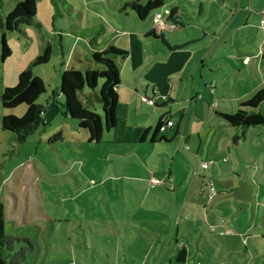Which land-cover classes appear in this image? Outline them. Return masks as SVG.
<instances>
[{
    "label": "rangeland",
    "instance_id": "rangeland-1",
    "mask_svg": "<svg viewBox=\"0 0 264 264\" xmlns=\"http://www.w3.org/2000/svg\"><path fill=\"white\" fill-rule=\"evenodd\" d=\"M22 1L0 0V17L5 19ZM133 1L37 0L33 24L23 27L26 35L6 33L11 50L6 60L2 57L4 32L0 28V96L6 88L17 86L19 75L44 54L47 46L52 49L50 62L34 70V75L46 84V92L38 103L47 111L39 129L25 142H19L15 133L4 131L2 119L9 115L23 117L27 106L6 109L0 101V203L5 212V232L29 238L33 244L34 251L23 264H141V251L146 252L147 247L138 232L139 216L124 208V198L131 207V201L137 199L131 195L134 189L148 187L151 173L166 176L177 156L175 171L180 169L182 180L189 176L187 187L193 189L194 199L206 207L202 208L203 215L212 211L216 201L225 199L221 209L213 213L202 256L192 255L191 264H264V126L251 127L243 136L244 129L235 128L220 117L235 114L241 103L264 88V67L258 80L252 67L242 69L237 59L225 62L217 74L201 67L193 80L189 77L182 85H178L177 79L171 82L164 79L161 84L166 95H163L158 91L159 81L154 84L143 79V72L156 77L159 75L151 72L160 70L153 69L152 63L146 65L139 73L144 86L137 84L142 95L138 108L158 112L151 103L156 100L160 105L166 103L165 111L183 109L182 128L186 137L180 142H159L153 146L149 142L145 152L131 153L133 147L114 143L113 133L108 131L102 143H90L88 131L80 128L77 120L59 113L51 101L53 92L61 86L63 72L76 69L84 73L99 67L93 60V46L108 43L125 50L124 37L118 32L132 33L154 25L156 12L145 21L140 20L127 5ZM238 1L164 0V7L157 12L165 18L168 8L178 6L187 12L186 28L205 27L211 47L224 28L234 30L245 18H235L231 12H236ZM255 4L260 5L258 1ZM261 19L252 22L259 25ZM170 32L173 31H166ZM141 37L152 46L157 44L153 38ZM242 37L244 45L257 54L263 41L262 31L244 25ZM158 43L166 48L161 40ZM230 43L237 47V40ZM236 51L239 54L238 48ZM115 63L121 71L122 65ZM200 70L203 78L199 76ZM123 80L126 82V78ZM154 86L158 87L155 93ZM172 86L175 93L170 97ZM143 88H147L146 96ZM134 108L131 106V111ZM96 111L102 114L100 105ZM258 111L264 113V103ZM173 119L177 121L179 117ZM235 138L239 140L235 142ZM135 157L142 159L134 161ZM204 163L209 164V169L202 168ZM196 175L205 180L195 182ZM209 184L218 193L213 199L201 193ZM161 189L162 194L166 192ZM170 201L171 198L169 201L158 198L159 206L165 207ZM144 212L147 213V207ZM213 224L219 225L225 234L213 233ZM227 229H232L233 234H227ZM160 230L163 248L171 230L164 227ZM22 245L30 247L28 243ZM165 261L167 254L163 257Z\"/></svg>",
    "mask_w": 264,
    "mask_h": 264
},
{
    "label": "crops",
    "instance_id": "crops-1",
    "mask_svg": "<svg viewBox=\"0 0 264 264\" xmlns=\"http://www.w3.org/2000/svg\"><path fill=\"white\" fill-rule=\"evenodd\" d=\"M256 1H258L260 5L256 6ZM176 8L179 12L178 15L181 17L179 22L183 24L184 27L180 28L182 31L178 33H175L174 31L168 34L165 33V38L168 44L174 48L173 50L165 44L166 48L161 47L158 43L159 39L147 36L150 32H152V30H154V25L149 28L146 27V29L140 28L136 30V32L132 33H127L126 30L122 33L118 32L119 35L124 37V49L128 51V56L125 59L118 58L116 60L119 62L118 65H122V69L120 71L122 83L118 88V94L120 101L128 107L127 122L130 126L155 128L161 121L164 122L168 118H171L173 121H175L173 117L176 116H178L179 119L182 118V121L184 119L183 109L177 111H165V107L167 106L166 103H162L161 105L159 104L160 107L156 108L159 110L158 112L144 111V109L141 110L138 108L140 101L139 98H141L142 95L137 84L139 82V84L142 85L141 87L144 86V81L139 76V73L146 65L152 63L153 69L160 70L158 72H151L159 75L156 77L153 75L147 76L143 72V79L154 84L157 83L156 80L159 81L160 88L154 86L153 92L155 93L156 88H158V91L163 95H166L165 88L161 84L164 82V79L167 81L177 79L178 85H182L186 79H189V77L193 80L199 68H208L212 73L214 72L213 74H217L218 72H221L219 70L225 62L234 61L233 59L241 61V66L244 70L252 67L256 80L259 79L260 71H263L262 68L264 67V58L262 53L264 48V19L261 18L264 16V0H239L236 3V12H231L235 14V18H239L240 16L245 18L242 19L237 27H234V30H231L228 26L224 28L222 30L224 31L223 34L220 35L221 37L215 40V42H218H214L211 47L208 46V33L204 30L205 27H194L195 29L193 30L191 27L186 28V24L189 19L187 12L181 11L178 6H176ZM203 10L204 6L201 4V16L203 15ZM192 14L194 15L195 13L193 12ZM258 18L261 19L259 25L253 24L252 21L254 20L255 23H257L256 21ZM244 25L247 28L257 29L259 32L262 31L263 41L261 46H259L260 49L257 54L254 52L253 48L249 45H244L243 43L242 30L244 29ZM201 31L204 32V35H201ZM236 31H238V33H235ZM142 35L147 38H153L157 44L152 46L145 42V40L141 37ZM247 37V40L250 41V37L248 35ZM257 37L260 38L261 36L258 35ZM232 39L234 41L237 40V47H234V43H230ZM203 40L204 43H202ZM222 41H224V44L220 45ZM107 46H109L108 43H106L103 47L100 45L93 46V50H103ZM178 46L184 47L177 49L176 47ZM237 48L239 54H236ZM245 50L246 52H243ZM239 66L240 65H235L234 67L236 68ZM246 75L248 77L250 76L248 73H246ZM199 76L202 78L204 77L202 70H200ZM123 78H126V82H124ZM146 89L144 92L145 96L147 95ZM177 89L178 93L179 86ZM174 93V86H172L169 90L170 97H172ZM190 94H192V92H190L189 87V95ZM131 106L135 107L134 111H131ZM176 123L178 122L176 121ZM182 127L183 125L181 124L180 136L173 142L178 140L180 142L182 139H185V129ZM166 136L169 137L170 135L166 134ZM187 139H189V137ZM189 141H192V137ZM148 143L149 141L142 144H121L133 147V149L129 150L131 153H138L140 150V152H145ZM157 143L159 142L152 143L151 145L153 146ZM186 147L189 148L190 146L187 145ZM189 149L191 150V148ZM175 158H173L171 162V169L166 176H158V172H155L154 174L151 173L154 178H158L161 181V184L156 185L153 184L152 181L150 183L149 180H147V182L150 183L148 187H144L143 185L141 188H135V192H132L131 195L132 197H137V199L135 202L134 200L131 201V207H129L128 199L124 198V208L126 207L127 210L131 209L130 213L135 216H139V219L137 220V222H139L137 226L138 232L141 236V240L143 242L142 244L147 247L146 252L141 251L143 254L141 264H191L192 255L201 257L204 252L203 245L207 239V228L210 229L211 227L210 223L212 216H214L213 213H217V211H219L221 206L225 203V199H219L215 202L212 211H207V215H203V203L194 199L193 189L187 187L186 183L189 176L182 180L180 169L179 171H175ZM137 159L141 160L142 158L135 157L134 161ZM133 179L138 181L140 178ZM141 179L142 182L145 183L143 181L145 179ZM179 179H181L182 182H180ZM204 180L205 179L202 176H195V182L202 183ZM162 187L166 189V192L163 193L164 195L162 194ZM157 188H159V190H157ZM151 196H154L155 198L151 199ZM169 197L171 198L170 204L165 207L159 206L158 198H163L166 201H169ZM146 207L147 213L144 212V208ZM205 209L206 207H204V210ZM173 222L176 223V227ZM218 226L219 225H212L213 228H217L219 231L224 232L221 228H218ZM155 227H157L158 230H156ZM162 227H164L167 231L171 230L169 236H166L169 239L166 240V244H164L163 248H161L163 240L162 230H160ZM213 233L220 234L219 232ZM226 233L232 235L233 231L232 229H227ZM165 254L168 255V261L163 262Z\"/></svg>",
    "mask_w": 264,
    "mask_h": 264
},
{
    "label": "trees",
    "instance_id": "trees-1",
    "mask_svg": "<svg viewBox=\"0 0 264 264\" xmlns=\"http://www.w3.org/2000/svg\"><path fill=\"white\" fill-rule=\"evenodd\" d=\"M138 15L140 20H146L152 12L164 7V0H134L127 4ZM173 16L178 17L176 6H171ZM37 14V0H23L5 19L0 17V28L4 32L2 40V57L6 60L11 56V50L7 44L6 33H24V25H32ZM183 28V24H180ZM26 35V32L24 33ZM147 36L161 40L172 48L165 33L157 34L154 30ZM184 46H178L181 49ZM93 60L98 68H89L82 73L71 69L61 75V86L52 94V103L58 112L65 117H70L79 122V127L88 131L90 143H102L105 131L113 133V142L142 144L145 142H173L180 136L182 118L174 121V126L165 132L160 130L161 121L155 128L133 127L128 125V107L120 101L118 88L122 80L115 61L118 58L125 59L128 52L113 45L103 50H95L92 53ZM262 56L264 58V48ZM52 57L51 46H47L42 56L30 63L28 68L19 75L18 84L14 88H6L0 96L1 104L6 109H15L22 105L27 106L23 117L14 115L5 116L2 119V129L17 135L19 142H25L40 127L47 109L38 103L46 92L45 81L34 75V70L47 65ZM264 103V88L250 100L240 104L235 114H220L229 125L246 130L251 127L264 126V113L259 112V107ZM97 105L101 106L102 114L96 111ZM159 108V105L155 106ZM169 134L170 136H166ZM159 138V139H158ZM239 138H235L237 142ZM5 212L0 203V264H23L28 254L34 251V246L29 238H21L5 232ZM22 243L30 244L24 247ZM21 245V246H20ZM20 246V247H19Z\"/></svg>",
    "mask_w": 264,
    "mask_h": 264
},
{
    "label": "built area",
    "instance_id": "built-area-1",
    "mask_svg": "<svg viewBox=\"0 0 264 264\" xmlns=\"http://www.w3.org/2000/svg\"><path fill=\"white\" fill-rule=\"evenodd\" d=\"M172 16V10L170 8H168L166 11H165V18L162 14H159V13H156L154 15V31L157 33V34H162V33H166L167 30H177L178 28H180V22L179 20L177 19V16H173L172 17V21H169L170 18ZM180 15H178L179 17ZM151 103L154 104V106L156 105H159V102H157L156 100H153L151 101ZM174 126V121L171 119V118H168L166 121H164L160 127V130L162 132H165L168 128H171ZM188 149V148H187ZM202 168L204 170H207L209 169V164L208 163H204L202 165ZM150 178H151V181L153 184H156V185H159L161 184V181L157 178H154L152 176V174H150ZM201 193L202 194H205L207 193L209 198L210 199H213L217 196V191H216V188L213 184H209V185H206L202 188L201 190ZM213 232H219L221 235L225 234L224 232H221L219 231L217 228H213L212 229Z\"/></svg>",
    "mask_w": 264,
    "mask_h": 264
}]
</instances>
